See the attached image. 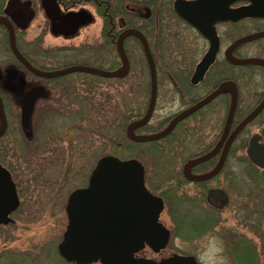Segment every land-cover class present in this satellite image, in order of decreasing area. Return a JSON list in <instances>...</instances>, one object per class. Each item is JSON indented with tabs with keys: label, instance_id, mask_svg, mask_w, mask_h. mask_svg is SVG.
Masks as SVG:
<instances>
[{
	"label": "flooded vegetation",
	"instance_id": "flooded-vegetation-1",
	"mask_svg": "<svg viewBox=\"0 0 264 264\" xmlns=\"http://www.w3.org/2000/svg\"><path fill=\"white\" fill-rule=\"evenodd\" d=\"M81 1L89 6L92 4V9L99 13L100 17H97L100 19L101 29L99 34H95L96 44L77 42L78 44L73 43L68 47L56 45L54 48V45L45 42L50 31L53 36L67 34L66 37L72 38L76 35L78 27L89 26L90 14L86 13L85 8L78 10L80 4L76 2ZM53 2L58 7V14L51 18L41 0H0V18L4 21L0 22V168L5 171L2 173L4 176L2 183L6 186L8 179L14 186L18 207L13 212L20 207L19 161L26 151V148L22 151L17 147L21 144L27 146L28 143L31 147L34 146L32 129L35 119L49 118L51 114L59 115V103L66 102V99L83 97L86 85H89L90 89L89 81L83 78L122 82L131 72L128 43L134 42L135 46L140 50L142 46L144 50L137 36L127 35L121 44V54L118 41L126 30H135L142 34L139 26L125 23L123 16L127 19L133 17L135 21H148L149 15L155 13L144 6L147 0L133 6L132 10L126 8L125 11L124 7L121 16L117 14L115 5L109 0H53ZM174 2L175 0L172 4L169 3L168 8L171 14L179 19L174 11ZM250 5L249 1H243L232 4L229 8L237 9ZM155 16L151 18L152 25L151 23L144 25L148 31L151 30L152 39L142 31L151 55L150 62L146 58L150 80L144 107L135 116L121 115L119 126L122 135L116 147L121 153L126 146L143 152L146 151L143 149L144 146L164 147L169 144L171 147L175 145L180 147L183 155L175 166H169L163 189L165 196L169 194V200L173 201L172 208L180 211L181 229L173 234L171 227L161 221L164 213H167L169 218L170 206H167L163 196L157 195L149 187L144 160L138 156L133 155L128 159H121L113 153L101 156L87 176L85 175L83 183L86 181V185L75 190L88 186L92 171L102 157L135 160L143 167V184L147 192L162 202L158 221L168 231L164 249L154 252L145 246L134 254L135 259L159 264L179 257L182 260L170 264H201L198 257L201 251L199 248L204 245L207 235L214 233L223 237L219 239L226 242L228 251L224 253H230L231 256L233 254L232 257L237 264H247L246 261L242 263L240 259L249 260L254 237L252 226L264 225L261 221L264 217V63L251 62L252 59L264 62V43L263 45L258 43L264 40L263 36H258L264 32V27L255 28L253 32L244 31L227 44L223 42L224 34L220 31L225 28L224 30H228L232 35L235 29L242 30L245 23L264 25V18L253 17L236 22L214 23L212 27L217 50L201 75L198 74L199 66L209 53L210 41L180 19L206 43V49L194 64L192 59L187 57L170 61L181 64L170 65L168 69L171 70L164 72L165 81L178 95L179 109L163 122H156L158 128L151 129L150 126L154 125L152 122L157 121L154 119L159 92L157 73L162 72L157 59L155 60L154 34L157 28ZM32 28H36L35 33L31 32ZM36 32L43 33L39 37ZM252 36L255 38L249 39ZM242 39L246 41L239 42ZM13 45L23 60L14 53ZM252 45L258 46V53H252ZM109 46L113 48L112 60L115 59L112 62L115 65L112 66H108ZM196 46L202 48L203 44ZM62 52L65 53L60 54ZM233 60L245 62L235 63ZM124 62L127 65V72L123 77H107L91 72L96 70L113 73L122 68ZM223 85L226 86L220 91ZM195 92L198 94L192 97ZM28 104L31 105V113L25 127L23 109ZM144 117L147 118L146 122L136 127L133 132L135 137L159 135L172 123L173 126L167 134L159 138L133 141L127 129L131 124L142 121ZM166 156L169 157V153ZM70 157L71 154L68 153L67 158ZM92 158V155H87L88 161L91 162ZM165 162L168 163L167 160ZM178 194L179 201H176ZM262 205L261 215L259 208ZM13 212L8 215L10 221L7 224H0V227L14 223L11 219ZM176 241H180L181 245L177 246ZM243 244L246 254L240 256ZM183 246L184 248H181ZM170 248L172 251H164ZM63 261L66 264H74Z\"/></svg>",
	"mask_w": 264,
	"mask_h": 264
},
{
	"label": "rangeland",
	"instance_id": "rangeland-1",
	"mask_svg": "<svg viewBox=\"0 0 264 264\" xmlns=\"http://www.w3.org/2000/svg\"><path fill=\"white\" fill-rule=\"evenodd\" d=\"M142 1L109 0L115 5L118 15L121 14L124 7L125 11L132 10L133 6H138ZM172 1L147 0L144 6L155 12L152 16L149 15L150 20L148 21H135L136 19L133 17L127 19L123 16L125 23L139 26L140 32L142 34L144 32L148 38L152 39L151 30L148 31L144 25L147 23L152 25L151 18L156 15L154 17L157 24L154 34L155 60L157 59L158 62H156L159 63L158 67L162 72L157 73L159 92L154 115V119L157 121L152 122L154 125L150 126L151 129L158 128L156 122H163L179 109L178 95L165 81L164 72L171 70L168 69L170 65L179 66L181 64L170 61L187 57L191 58L194 64L206 49V43L199 38L196 32L171 14L168 6L169 3L172 4ZM76 3L80 4L78 10L86 9V13L90 14L91 22L87 28L78 27L76 35L72 38L66 37L67 34L53 36L50 31L45 42L51 43L54 48L56 45L68 47V45L71 46L77 42L96 44L95 34H99L101 29L100 19L98 20L99 13L92 9V4L89 6L83 1ZM122 4H124L123 7ZM263 27L264 25H246L245 23L242 30L235 29L232 35L228 30H224L225 28L221 29L220 33L224 34L223 42L227 44L244 31L253 32L255 28L263 29ZM35 31L36 28H32L31 32L35 33ZM36 34L41 37L40 32H36ZM258 43L263 45L264 40ZM196 44H203V46L200 48ZM128 45L131 72L122 82L112 79L83 78L87 79L90 84V89H88L89 85H86L87 89L86 91L84 89L83 97L78 96V98L66 99V102L62 104L59 103V115L51 114L49 118L35 119L32 129L34 146L31 147L28 143L27 146L21 144L17 147L22 151L26 148L22 160L19 161V168L21 167L19 170L21 173L19 198L21 202L20 207L11 216L14 223L0 227V264H66L59 257L57 246L66 229L65 205L68 196L76 188L86 185V181L83 183L84 177L93 168L96 160L111 153L118 155L121 159H128L135 155L144 160L149 187L157 195L163 196L167 206H170L169 218L168 214L164 213L161 221L171 227L173 234L181 229L180 211L172 208L173 201L169 200V194L165 196L163 189L169 166H175L183 155L180 147L178 145L171 147L169 144L164 147L144 146L143 149L146 151L143 152L126 146L122 153L116 147L119 145L122 135L119 126L121 115L132 114L135 116L143 110L150 80L147 60L141 44V50L135 46L134 42H129ZM251 48L252 53H258V46L252 45ZM107 53L108 66H112L114 64L112 62L115 61V59L112 60L113 48L109 46ZM61 56L63 57V55ZM197 94L198 92H195L192 97ZM188 96L191 95L188 94ZM80 100L82 101L81 105ZM147 101L148 99L146 104ZM68 153L71 154L69 159L67 158ZM166 153H169V157L166 156ZM87 155L93 156L91 162L87 160ZM166 160L168 163L165 162ZM179 197L178 194L176 201H179ZM262 208L263 205L259 208L261 215ZM261 221L264 222V217ZM220 229L223 230V227ZM252 235L256 238L252 237L249 260L245 258L240 261L242 263L246 261L247 264H264V225L252 226ZM219 238L223 237L214 233L207 235L204 245L199 248L201 251L198 257L201 264H237V261L232 257L233 254L231 256L230 253H224V251H228L226 242ZM176 242L177 246L181 245L180 241ZM242 246L243 248L241 247L239 252L240 256L246 254L245 244ZM166 250L172 251V248L164 251ZM222 253L223 255H221Z\"/></svg>",
	"mask_w": 264,
	"mask_h": 264
},
{
	"label": "water",
	"instance_id": "water-1",
	"mask_svg": "<svg viewBox=\"0 0 264 264\" xmlns=\"http://www.w3.org/2000/svg\"><path fill=\"white\" fill-rule=\"evenodd\" d=\"M41 1L46 13L51 18L56 17L58 7L53 0ZM243 1H249L251 5L237 9L229 8L230 5ZM174 11L178 18L210 41L209 53L199 66L198 74L201 75L217 50L213 24L236 22L253 17L264 18V0H176ZM0 22H4L2 18ZM127 35H134L140 39L146 58L150 62L151 55L146 41L142 34L135 30H126L121 35L118 41L121 54V44ZM258 36L264 37V32ZM253 38L255 36L249 39ZM243 41L246 40L242 39L239 42ZM12 49L22 59L14 45ZM233 62L243 63L245 61L233 60ZM251 62L264 63L255 59ZM91 72L107 77H123L127 72V65L124 62L123 67L113 73L96 70H91ZM226 85H223L220 91ZM30 113L31 105L28 104L23 109L25 127ZM146 119L144 117L142 121L128 127L127 133L133 141L159 138L167 134L173 126L172 123L159 135L135 137L133 131L136 127L143 125ZM3 172L5 171L0 168V224H7L10 221L8 215L18 207V204L13 184H10L8 179L6 186L2 183ZM161 211V200L151 196L143 184V168L139 162L120 161L110 156L103 157L93 169L87 188L74 191L68 198L65 208L68 224L62 241L58 245V253L67 262L75 264L95 262L100 264H155L152 261L135 259L134 254L143 249L145 245L154 252L164 249L168 240V231L158 223ZM177 260L182 259L174 257L159 264H170Z\"/></svg>",
	"mask_w": 264,
	"mask_h": 264
}]
</instances>
